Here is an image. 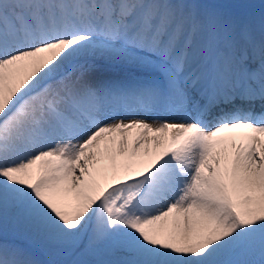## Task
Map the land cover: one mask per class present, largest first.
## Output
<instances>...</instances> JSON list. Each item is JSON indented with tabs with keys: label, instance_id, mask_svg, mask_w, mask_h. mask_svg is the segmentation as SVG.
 Masks as SVG:
<instances>
[{
	"label": "snow or ice",
	"instance_id": "1",
	"mask_svg": "<svg viewBox=\"0 0 264 264\" xmlns=\"http://www.w3.org/2000/svg\"><path fill=\"white\" fill-rule=\"evenodd\" d=\"M0 264H264V0H0Z\"/></svg>",
	"mask_w": 264,
	"mask_h": 264
},
{
	"label": "bare ground",
	"instance_id": "2",
	"mask_svg": "<svg viewBox=\"0 0 264 264\" xmlns=\"http://www.w3.org/2000/svg\"><path fill=\"white\" fill-rule=\"evenodd\" d=\"M123 75V69L120 68H114L107 64H104L103 62L98 63L97 70L92 74L91 78L93 80L97 79H106V78H117L119 76ZM227 135V134H224ZM8 241H14L13 239H7ZM32 250H38L37 248L29 246ZM40 250V249H39ZM42 251V250H41ZM44 252V251H42ZM46 257L48 259H52L53 257L49 256L46 252ZM56 258H62V257H56Z\"/></svg>",
	"mask_w": 264,
	"mask_h": 264
},
{
	"label": "rangeland",
	"instance_id": "3",
	"mask_svg": "<svg viewBox=\"0 0 264 264\" xmlns=\"http://www.w3.org/2000/svg\"><path fill=\"white\" fill-rule=\"evenodd\" d=\"M6 239H13L14 242H17V243H20L22 244L23 246L25 247H29L30 244L25 241L22 237L20 236H17L15 234H13L12 232H9L6 234ZM30 251L33 253V256L36 260L38 261H41V262H46L48 261L49 259L46 257V254L44 252H42L41 250H32L30 247H29Z\"/></svg>",
	"mask_w": 264,
	"mask_h": 264
}]
</instances>
